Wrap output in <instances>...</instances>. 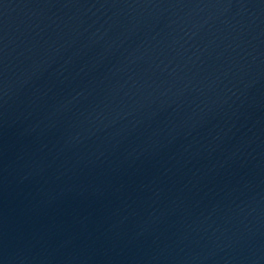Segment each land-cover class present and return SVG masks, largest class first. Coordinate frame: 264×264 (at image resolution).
Segmentation results:
<instances>
[{"label": "water", "instance_id": "95a60500", "mask_svg": "<svg viewBox=\"0 0 264 264\" xmlns=\"http://www.w3.org/2000/svg\"><path fill=\"white\" fill-rule=\"evenodd\" d=\"M0 264H264V0H0Z\"/></svg>", "mask_w": 264, "mask_h": 264}]
</instances>
